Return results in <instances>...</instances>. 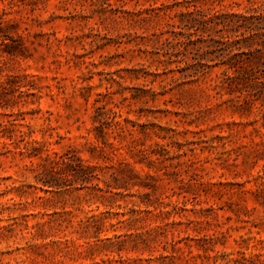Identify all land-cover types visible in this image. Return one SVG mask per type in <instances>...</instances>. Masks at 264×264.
Listing matches in <instances>:
<instances>
[{"label": "rangeland", "instance_id": "rangeland-1", "mask_svg": "<svg viewBox=\"0 0 264 264\" xmlns=\"http://www.w3.org/2000/svg\"><path fill=\"white\" fill-rule=\"evenodd\" d=\"M260 47L264 0H0V264H264ZM227 61L261 83L242 111L184 76ZM98 133L99 179L42 187L49 155L99 169ZM122 163L152 188L106 187Z\"/></svg>", "mask_w": 264, "mask_h": 264}, {"label": "trees", "instance_id": "trees-1", "mask_svg": "<svg viewBox=\"0 0 264 264\" xmlns=\"http://www.w3.org/2000/svg\"><path fill=\"white\" fill-rule=\"evenodd\" d=\"M196 11L197 7L193 6V10L183 14L180 20H186L189 21V23H192L197 21L199 18L203 19V15H200V17L197 19L194 17V13ZM230 17L234 18L235 16L232 14ZM253 55L256 59H264V47H260ZM201 61H204L205 64L211 62L207 58H202ZM223 65L224 69L221 72V76L217 77L215 80H210L209 82H207L206 75L203 71L194 69L193 66H191L190 69H193V71L189 73L187 72L184 75L185 78L188 79L186 82L187 84L207 83L211 90L218 92L223 91L224 94L227 95V98L224 101L231 103V106L235 107L236 110L242 111L247 106L249 108V104H251V100H253L250 98V92L256 91V88L261 85L252 72V68L249 70L246 65L239 66L235 61H227L223 63ZM229 71L231 73H229ZM6 90L8 89L5 86V82H0V95L5 94ZM245 92L249 95L243 96ZM262 96V98H264V94H262ZM259 98L260 97L256 98L255 100H258ZM261 106H264V101L262 102ZM3 108V105L0 103V110ZM125 123H128V121ZM115 126L121 132L128 131L126 125L121 122H115ZM95 139L97 142H99V145L93 146L89 152L91 153L92 158L103 161V164H101L99 169L97 166L91 165L88 163V161H85L79 157H67V155L58 154H53L52 156L49 155L45 159L47 166H44L46 169H44L42 174L44 176H42V178L39 180V182L42 184V187H45L48 190L52 188H61V186H65L64 182H68V180H70V182L77 181L81 184H86L92 179H99L96 172L98 171L104 174V170L110 167L104 161L107 157L105 147L109 146L114 149V151L118 152L121 150V146L117 147L113 143H108V141L100 133L95 135ZM136 153L138 154L139 158H141L138 162L143 163L146 161L147 167L151 166V164H154L156 161L150 158L151 155H159V153L156 151L146 153L144 149H139L136 151ZM119 168L120 169H118V171H114L115 175H111V181L107 183L109 185H106V187L116 190L127 189V186L152 188L151 185H147L140 180V178L137 176V173L130 164L122 163ZM144 177L149 179L154 178V176L149 174H145Z\"/></svg>", "mask_w": 264, "mask_h": 264}]
</instances>
